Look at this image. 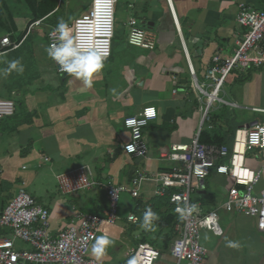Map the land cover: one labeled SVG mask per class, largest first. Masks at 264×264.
I'll return each mask as SVG.
<instances>
[{
	"label": "crops",
	"instance_id": "0c3cea01",
	"mask_svg": "<svg viewBox=\"0 0 264 264\" xmlns=\"http://www.w3.org/2000/svg\"><path fill=\"white\" fill-rule=\"evenodd\" d=\"M3 1L14 27L6 20L8 30L0 32V42L9 37L11 42L18 43L31 35V42L22 46L23 40L16 50H2L0 45L1 53L7 54L2 59L19 57L25 66L22 75L12 73L0 79V98L16 104L15 115L0 121V130L8 137L0 138V203L4 206L19 189H25L48 211L50 234L55 237L65 228L79 224L75 213L98 215L107 210L102 185L91 191L63 195L56 182L58 174L88 166L101 184L109 181L130 188L140 173L151 178L169 172L173 164L161 157L169 153L172 145L189 144L203 129L217 133L225 145H231L230 156L235 147L243 155L237 160L243 162L244 169L261 174L255 194L264 189V150H246L242 145L244 131L264 124V68L241 75L232 73L222 94L227 104L215 105L213 117L204 120L188 67L189 59L201 79L214 55H232L236 38L244 32L236 18L238 6L264 11V0H171L179 32L166 0H118L112 53L104 59L102 71L94 74L91 88H85L75 77L57 73L45 51L51 27L45 23L47 18H42L38 26L46 28L43 47L33 39L36 27L27 34L29 17L16 16L8 0ZM86 2L88 9L91 0ZM73 3L58 0L53 13L71 22L70 17L76 18L86 11L72 9ZM14 4L26 8L19 0H14ZM19 19L26 24L23 32L19 31ZM130 22L153 37V50L128 44ZM116 28L123 36L120 46L114 43ZM23 33L22 39L17 40ZM3 67L6 65L0 63ZM113 88L116 94L110 91ZM145 108H154L157 116L143 131L148 151L146 158L139 159L123 152L130 141L123 123ZM17 111L24 115L19 117ZM21 136L22 142L18 140ZM44 157L49 161L45 162ZM231 157L217 165L230 164ZM232 187L230 177L213 170L192 196L194 202L218 209V223L223 230L221 237L201 231V244L207 250L206 264H264V233L257 230L256 220L221 208ZM154 189L155 184L147 181L141 188L140 199L134 200L127 193L120 196L121 221L107 230L113 244L101 262L126 264L129 259L131 264V250L137 253L142 244H149L141 241V245H135L143 230L135 228L138 224H128L126 217L135 213L141 218L142 208L151 207L157 199ZM170 213L175 215L172 209ZM118 234L124 237L119 238ZM5 235L8 232L0 228V239ZM226 240L238 241L240 247L229 248ZM16 247L29 250L19 242ZM169 248L155 264H176ZM88 256L93 258L90 250Z\"/></svg>",
	"mask_w": 264,
	"mask_h": 264
},
{
	"label": "built area",
	"instance_id": "2783aa9c",
	"mask_svg": "<svg viewBox=\"0 0 264 264\" xmlns=\"http://www.w3.org/2000/svg\"><path fill=\"white\" fill-rule=\"evenodd\" d=\"M166 2L179 32L171 0ZM117 3L118 0H91L89 8L69 22L78 40L86 47H95L101 55L107 53L105 59L112 53ZM236 18L244 32L236 38L232 55L228 57L214 55L201 79L197 77L188 59L193 90L199 96L201 116L204 120H208L215 105L227 104L222 94L232 73L241 75L253 69L264 68V11H254L240 4ZM42 22L43 19L30 25L27 34ZM129 24L131 30L128 44L136 48L153 50L155 46L153 37L144 29L134 26V23ZM54 27L48 28V46L56 39L52 35ZM21 42H11L9 37H5L0 45L2 50H16ZM181 43L187 56L182 39ZM53 62L59 75H68L55 61ZM146 109L149 108L143 109L137 116L125 119L123 123L130 133V141L123 147V152L139 159L146 158L148 151L143 131L157 116L156 111L149 115ZM15 112L16 104L13 100L0 98V121L14 116ZM244 133L242 145L246 150H264V124L248 128ZM231 156L228 147L202 145L196 136L189 144L172 145L169 153L161 157L173 164L169 172L151 178L140 173L130 188L109 181L101 184L88 166L62 172L56 176L61 194L74 195L102 185L105 188L107 210L98 215L75 213V220L79 224L65 228L55 237L50 234L48 211L21 188L0 213V228L8 232V235L0 239V264H98L95 259L88 256L94 238L106 234L108 228L121 221L120 196L127 193L134 200L140 199L141 188L147 181L155 184L153 192L155 197L168 195L172 212L178 217L176 211L178 206L182 207L185 203L197 205L190 216L180 219L174 226L175 238L170 245L169 253L176 264H206L207 250L201 244L200 233L202 230H208L213 235L221 237L223 230L218 223V209L194 202L192 196L200 190L202 182L211 171L228 176L234 182V187L229 189L221 208L254 218L257 230L264 233V189L260 190L259 194L254 192L261 174L258 171L254 173L244 169L243 162L239 163L237 160L242 159L243 155H240L235 147ZM229 157L230 164L217 165ZM44 161L48 162L49 159L44 157ZM240 187L242 189H239ZM168 191H172L171 194ZM146 207L149 206L142 208V214ZM137 218L139 217L135 213L129 214L126 222L132 226L137 225ZM17 242L27 245L29 250L18 249ZM130 255L135 256L131 264H155L160 259L161 252L149 244H142L138 253L131 250ZM99 264L105 263L99 261Z\"/></svg>",
	"mask_w": 264,
	"mask_h": 264
},
{
	"label": "clouds",
	"instance_id": "9594fccd",
	"mask_svg": "<svg viewBox=\"0 0 264 264\" xmlns=\"http://www.w3.org/2000/svg\"><path fill=\"white\" fill-rule=\"evenodd\" d=\"M69 19H72L71 17ZM52 35L56 37L55 41L46 47L45 51L50 59L55 61L63 72L69 76L83 82L85 88L93 86V76L104 68V59L107 53L101 55L95 47L84 46L76 35L73 33V27L69 22L60 18L56 26L52 30ZM6 53H0V63L6 67L0 68V79H6L12 73L22 75L25 66L22 58L11 60L2 59ZM116 94V89L110 90ZM146 111L152 114L155 109L149 108ZM197 205L185 203L182 207L178 206L176 211L180 219H186L196 209ZM138 219V226L144 231L153 230L155 222L159 220V215L150 206L146 207L142 217ZM113 244V240L107 234H101L94 238L90 248V255L99 264L109 246ZM226 246L229 248H239V242L234 240H226Z\"/></svg>",
	"mask_w": 264,
	"mask_h": 264
},
{
	"label": "trees",
	"instance_id": "16d2710c",
	"mask_svg": "<svg viewBox=\"0 0 264 264\" xmlns=\"http://www.w3.org/2000/svg\"><path fill=\"white\" fill-rule=\"evenodd\" d=\"M20 1L26 6V8L29 10V13L31 15V18L29 19V22H28V26L32 25L34 22L42 18H47L45 22L46 24L51 25V26H56L57 21L60 19L59 15H55V13H53L57 6L58 0H20ZM6 20L8 21V23H10L14 27L12 20H11V16L8 12L7 5L4 3L3 0H0V32L8 30V26H7L8 23ZM23 36H24V33L17 40L20 41ZM30 36L31 35L29 34L26 37L22 46L31 42ZM1 52L2 51H0V53ZM13 55L15 54H12V56ZM208 117L211 119V117H213V113H210ZM218 136L219 135L217 133L215 134L210 133L206 131L205 129H203L201 130L198 136V142L202 145H207V146H217V147L224 146L225 144L222 138H219ZM225 146L228 147L229 151L232 148L231 145L229 146L225 145ZM5 198H8V194L5 196ZM0 201L2 200L0 199ZM8 202L9 200L7 201V203ZM3 206H4L3 202L0 203V207L2 208ZM4 207L1 209V212L4 209ZM151 207L159 215V220L155 222V227H154L155 230H159V234H157L154 240H150V239L148 240V238H144L142 242H145L147 239L148 243L151 246L158 249L162 255L163 253L168 252L169 245L172 239L175 237L173 228H174V225L177 222H179V219L177 216L170 213L171 208L169 204V197H166V196L164 198L157 197V199H154V202L152 203ZM138 227L139 226H136L135 228H138Z\"/></svg>",
	"mask_w": 264,
	"mask_h": 264
},
{
	"label": "rangeland",
	"instance_id": "374dc122",
	"mask_svg": "<svg viewBox=\"0 0 264 264\" xmlns=\"http://www.w3.org/2000/svg\"><path fill=\"white\" fill-rule=\"evenodd\" d=\"M13 1L14 0H8V3L9 4H11V6H12V10H13V13L16 15V16H25V18H28L29 17V19L31 18V15H30V13H29V16H28V12H29V10L27 9V8H25L24 6H21V5H19V6H15L16 4H14V6H13ZM20 1V0H19ZM67 1V0H66ZM68 1H73L74 3H73V5H72V9H75V10H78V11H80L81 10V12H83V11H85V10H87V8H86V5H87V0H68ZM89 1V0H88ZM21 2V1H20ZM22 3V2H21ZM89 3V2H88ZM23 4V3H22ZM118 8V5H116V9ZM27 10H28V12H27ZM79 16H77L76 18H78ZM72 18V17H71ZM76 18H72V19H70L71 21H73V20H75ZM19 22H20V29H19V31H21V32H23L24 30H23V27L25 26L26 27V24H24L23 23V21H21L20 19H19ZM28 22H29V20L27 21V25H28ZM29 27V26H28ZM45 27L44 26H41V27H36L35 29H34V31H33V34H32V36H33V39H35V40H37L43 47L45 46V41H46V37H45ZM118 32V30H117V28H116V33ZM42 33V34H41ZM41 35V36H40ZM43 36V37H42ZM114 43L115 44H118V46H120V45H122V43H123V36H121L119 33H117L116 34V38H115V41H114ZM17 113H18V116L19 117H22L24 114H22L20 111H17ZM18 120V119H17ZM7 122V124H13V121H6ZM6 124V123H5ZM5 133L2 131V130H0V138L1 137H4V138H2V139H6V138H8V137H6L5 135H4ZM18 140L20 141V142H22L23 140H24V137H19L18 138ZM119 206H120V202H119ZM149 232V233H148ZM157 234H158V230H155V229H153V230H149V231H144L143 230V232H142V234H141V236L138 238V239H136V241H135V245L137 246V245H141L142 243H141V241L144 239V238H150V240H154L155 238H156V236H157ZM117 237H119V238H123L124 236H123V234H118V235H116ZM133 242V241H132ZM145 242H148L147 241V239H146V241ZM152 242V241H151ZM125 245V244H124ZM124 245H121V247L122 246H124ZM139 252V249L137 250V253ZM133 260L135 259V256L132 258ZM128 261L130 262V260L128 259ZM128 261L126 262V264H128Z\"/></svg>",
	"mask_w": 264,
	"mask_h": 264
},
{
	"label": "snow or ice",
	"instance_id": "6c2138e0",
	"mask_svg": "<svg viewBox=\"0 0 264 264\" xmlns=\"http://www.w3.org/2000/svg\"><path fill=\"white\" fill-rule=\"evenodd\" d=\"M149 115H152V113H151V112H149Z\"/></svg>",
	"mask_w": 264,
	"mask_h": 264
},
{
	"label": "water",
	"instance_id": "95a60500",
	"mask_svg": "<svg viewBox=\"0 0 264 264\" xmlns=\"http://www.w3.org/2000/svg\"><path fill=\"white\" fill-rule=\"evenodd\" d=\"M145 27V26H144Z\"/></svg>",
	"mask_w": 264,
	"mask_h": 264
}]
</instances>
